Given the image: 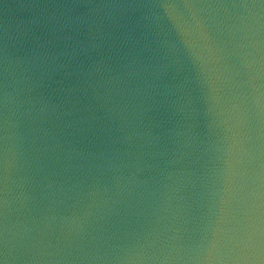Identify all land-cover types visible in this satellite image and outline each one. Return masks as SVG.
<instances>
[{"label": "clouds", "instance_id": "clouds-1", "mask_svg": "<svg viewBox=\"0 0 264 264\" xmlns=\"http://www.w3.org/2000/svg\"><path fill=\"white\" fill-rule=\"evenodd\" d=\"M0 264H264V0H0Z\"/></svg>", "mask_w": 264, "mask_h": 264}]
</instances>
